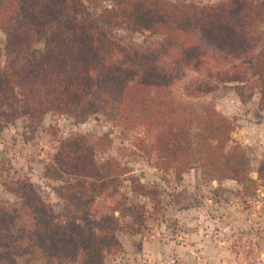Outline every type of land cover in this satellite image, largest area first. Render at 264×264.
I'll return each instance as SVG.
<instances>
[{
    "label": "trees",
    "instance_id": "obj_1",
    "mask_svg": "<svg viewBox=\"0 0 264 264\" xmlns=\"http://www.w3.org/2000/svg\"><path fill=\"white\" fill-rule=\"evenodd\" d=\"M103 1L0 0V135L22 120L20 142L31 144L43 135L49 113L80 123L102 115L127 134L139 130L152 138L150 145L140 139L138 149L177 182L200 163L255 186L245 148L233 140V122L213 101L177 96L173 85L185 71L205 73L189 97L204 98L222 81L241 83L242 98L254 83L264 112V0H117L95 11ZM118 32L161 40L155 50H141L121 43ZM112 146L109 134L60 141L44 177L60 183L54 192L62 212L28 175L0 163V184L17 200L0 211V264H107L122 250L119 210L103 212L98 202L131 173L112 158L111 176L104 174L97 156ZM257 174L264 180V163ZM130 181L140 193L139 178ZM132 217L138 228L129 230L141 234L142 217Z\"/></svg>",
    "mask_w": 264,
    "mask_h": 264
},
{
    "label": "rangeland",
    "instance_id": "obj_2",
    "mask_svg": "<svg viewBox=\"0 0 264 264\" xmlns=\"http://www.w3.org/2000/svg\"><path fill=\"white\" fill-rule=\"evenodd\" d=\"M116 1H103L95 11L111 7ZM260 30L264 32V24ZM117 39L141 50H155L161 37L146 32L129 38L118 32ZM4 41L0 32L1 49ZM37 47L44 49L43 43ZM204 76L205 73L185 71L174 83L173 91L195 102L213 101L217 110L233 122V140L245 148L255 186L247 187L233 176L212 173L200 163L177 182L173 175L157 170L154 159L138 149L140 139L150 145L152 138L139 130L127 134L123 126L108 122L102 115L80 123L69 115L49 113L40 127L43 135L31 144L20 142L24 124L21 120L0 135V163L11 164L28 175L43 197L62 212L64 202L54 192L60 183L44 177L45 169L52 164L50 156L63 138L79 133L95 138L109 134L113 146L97 156L104 174L111 176L112 158L131 173L120 177L121 184L113 196L98 201L103 212H123L121 215L115 211L120 218L116 235L123 248L108 256L107 264H264V180L257 174L264 163V112L259 108V90L254 83H247L241 98L237 92L241 83L221 81L206 97H189ZM131 176L139 178L140 193L133 191ZM16 202L0 184V211ZM136 214L142 217L141 234L129 230L138 228L132 217ZM19 264L41 263L22 259Z\"/></svg>",
    "mask_w": 264,
    "mask_h": 264
}]
</instances>
